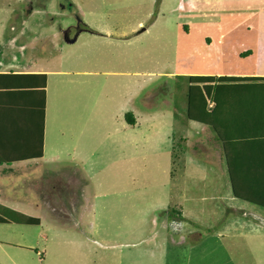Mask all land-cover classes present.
Listing matches in <instances>:
<instances>
[{
	"label": "rangeland",
	"instance_id": "374dc122",
	"mask_svg": "<svg viewBox=\"0 0 264 264\" xmlns=\"http://www.w3.org/2000/svg\"><path fill=\"white\" fill-rule=\"evenodd\" d=\"M192 1L207 7L215 0ZM177 8L179 0H0V36L25 28V39L27 30L42 29L39 34L45 33L48 42L56 46L57 36L60 44L51 55L53 68L62 69L64 57L71 62L82 48L88 73L115 71L97 76L103 85L96 89L104 92L96 105L107 108L93 117L94 131L89 122L80 127L87 117L79 103L97 95L93 77L67 81L72 101L60 107L65 125L53 128L47 155L55 151L65 159L71 154L59 178L85 176L88 201L68 210L86 216L78 222L41 216L38 245L35 236H21L19 228L10 227L14 243L31 245L26 254L36 262L80 264L84 256L87 264H264V143L252 149L240 144L243 138L264 141V80H251V93L239 88L228 104L224 101L222 114L216 112L213 96L194 87L197 80L172 75ZM197 13L207 14L208 8ZM199 33L193 37L195 61L217 53L208 47L209 38L198 44ZM244 51L235 54L240 58ZM225 64L235 65L234 60ZM199 68L214 71L218 64L201 60ZM73 103L79 107L75 114L68 109ZM112 106L119 117L108 112ZM200 113L206 118L192 122ZM58 118L49 114L48 122ZM131 121L139 125L129 126ZM226 137L232 146L224 145ZM226 149L238 158L233 174ZM55 152L47 166L61 165ZM26 172L18 170L17 179L13 173L4 191L15 195ZM232 187L238 188L233 189L238 199L230 195ZM54 229L62 233L53 247L48 242ZM5 232L0 224V234ZM0 264L7 263L0 257Z\"/></svg>",
	"mask_w": 264,
	"mask_h": 264
},
{
	"label": "crops",
	"instance_id": "0c3cea01",
	"mask_svg": "<svg viewBox=\"0 0 264 264\" xmlns=\"http://www.w3.org/2000/svg\"><path fill=\"white\" fill-rule=\"evenodd\" d=\"M226 1L229 2L225 3L224 7L220 0L209 3L207 7H200L199 3L196 4L192 1L199 9L208 8V13L202 14V21L198 22L199 24L184 25L201 26L197 27L203 32L202 42L200 43V39H198V44L206 43L209 38L208 47L217 53L209 55V58L205 57L207 59L195 61L191 54L193 52L191 47L194 48V39L192 38L186 56L180 62L190 65L192 69L190 73L195 74L194 76H214L209 74L217 73V69L201 72L199 68L201 60H205L207 65L217 63L218 66L226 61L234 60V63L236 62L235 64L240 66L232 65L231 70L219 73L233 74V76L250 78L255 81L264 80V0ZM179 9L177 8V11ZM236 12L238 15L234 16ZM0 26L2 25L0 24ZM218 26L226 28V31L222 32L225 41H220L221 47L219 48H217V41L220 39L218 31L220 27ZM42 28L46 30L45 26ZM97 28L99 29L98 25ZM208 28L210 29L207 30ZM24 29L17 33L15 28H11L9 33L13 36H0V42H2V46H0V224L6 229L5 233L0 234V254L2 255L0 257L7 264H45L44 261L36 262L33 257L26 254L30 253L31 245L20 244L17 240L14 243L10 227L19 228L21 236L27 234L35 236L37 240L35 245H38L40 235L37 231V222L41 216L53 214L54 220L63 222H78L85 218L86 212L78 213L68 210V206L81 205L82 202L88 201L86 191L89 184L85 181V176L82 174L76 179L73 178L75 176H70L69 179L66 177L60 179L59 171L67 168L65 164L70 163L71 154L69 157L61 159L53 151L48 156L47 144L51 141L53 128L54 130L58 128V122L65 125L60 107L65 108L72 101V83L67 84L70 77H93L91 89L97 95L92 96L91 99L84 96L79 103L87 117L86 120L84 118L81 121L80 127L84 122H89L91 131H94L91 123L96 120H93V117L97 116V112L102 115L104 109L107 108L104 104L96 105L103 99L104 92V88L96 89L103 85L101 81L98 82L97 76L111 74L115 71L113 69L100 71L94 68L90 69L92 73H88L89 67L85 60L87 55L82 57L84 53L82 48L71 62H68V59L64 57L62 69L53 68L50 64L54 60L51 55L60 46L56 34V46H54L47 41L45 33L39 34L42 29L27 30L30 37L25 39L23 38ZM4 38L6 42L1 41ZM237 46H239V50L236 51ZM225 50L227 51L225 54L233 55L226 56ZM243 50H245L243 57L239 58L235 52L241 53ZM174 52H176V48ZM220 52H222V56L218 55L221 54ZM77 65L79 70H76ZM235 67L237 68L234 71ZM240 68H244L245 71L238 72ZM83 86L87 88V86ZM106 96L111 97V93L107 92ZM68 109L69 113L73 114L79 111V107L75 103ZM114 110L115 108L112 106L108 112H111L112 118L119 117ZM53 113H57L59 118L58 121L52 119L51 125L48 122V116ZM137 125L139 124L137 123ZM126 130L124 129V131ZM53 147H57L56 138L53 139ZM72 151L71 149L70 152L72 153ZM54 152L61 165L47 166ZM8 166L11 167L10 171L2 170ZM18 170L27 171L24 175L25 181L20 182L22 183L20 185L17 180V193L12 195L4 190L12 174L14 173L15 178L17 177ZM77 171L81 172L82 169H77ZM81 197L83 200H80ZM96 198L95 193L94 200ZM155 218V216L152 217L153 220ZM61 233L62 231L54 229L50 236L53 239H50L48 243L54 247L55 238L59 237ZM63 233L66 235L68 232ZM77 246L80 248L79 245ZM39 254L37 253V256ZM76 255L82 256L79 253ZM79 261L80 264H87L84 256L79 258ZM70 263L75 264V261Z\"/></svg>",
	"mask_w": 264,
	"mask_h": 264
},
{
	"label": "trees",
	"instance_id": "16d2710c",
	"mask_svg": "<svg viewBox=\"0 0 264 264\" xmlns=\"http://www.w3.org/2000/svg\"><path fill=\"white\" fill-rule=\"evenodd\" d=\"M222 1V6L224 7V4L229 2L226 0H220ZM221 5V3H220ZM179 10L177 11V39H176V45L174 46V50L176 48L175 52V61H174V72L172 75L174 76H187L190 77V79H195L196 84L194 87L197 89L204 91L206 96L209 97V95L213 96V101L214 104L217 106V109L215 110L216 112L219 111V114L221 115L223 110H220L224 108L225 102L227 104L230 102V96L233 97L235 93L238 92L239 88H245L246 93H251L252 88L248 87V84H254V81H251L250 78H241L238 76H233V74H222L219 72H226L227 70H231L233 68L230 67L228 68L227 65L224 62L222 65H219L217 68V73H214L212 75L214 76H194L195 74H191L190 72L192 71L190 65H185L183 64L182 61L186 54L183 53V48L187 51V48L194 36L195 31H200L199 28L201 26H194V25H184V24H191V23H198L202 21V14L197 13L199 11V8L192 2V0H179ZM238 15L236 12L234 14ZM185 16V17H184ZM197 16H200L197 18ZM199 24V23H198ZM222 24V23H219ZM220 27V26H218ZM186 29H189V31H186ZM208 28L207 30H209ZM219 31V37L220 39L217 41V48L221 47L220 41L223 42L225 41V38L222 35V32L226 31V28H218ZM202 33L200 31V43L202 42ZM215 37V36H214ZM191 49L194 51V48L191 47ZM193 55V53H191ZM240 57H243V54L239 55ZM205 61V60H203ZM210 62H213L210 60ZM189 63V62H185ZM236 63V62H235ZM235 66H240L236 65ZM195 68V67H194ZM237 67H235L234 71L236 70ZM245 71L244 68H240L238 72L243 73ZM219 75V76H217ZM234 75H242V74H234ZM173 77V76H172ZM209 79H219L217 82H212L208 83L207 81H211ZM216 81V80H214ZM202 86V87H201ZM208 89V91H206ZM212 89V91H210ZM202 101H203V93H201ZM233 99L231 100V102ZM205 104V101H204ZM206 105V104H205ZM191 107V106H190ZM204 118H206L205 113H200L197 117H193L191 120L192 122H197V121H202ZM231 117V116H230ZM229 117V118H230ZM188 118H190V115H188ZM221 122H224L221 120ZM205 123V121H204ZM129 126H134L137 125L135 124L134 121H131L130 124L128 123ZM223 143L225 146H232V139L230 138H224ZM258 143H264L263 140L256 139V140H250L247 138H243L240 140V144L243 146L242 149H252L256 144ZM227 152V164H228V172L230 174H233L236 170L237 164H238V158L235 155V153L230 150L226 149ZM261 158L264 159V151L261 152ZM229 179L232 181L231 177L228 175ZM233 189H238L236 187H232V190L230 192V195L233 196V198L238 199L239 195L237 192L233 191ZM214 190V188H213ZM253 205H256L255 203H252ZM262 206V205H260ZM242 220V219H241ZM246 221V220H245ZM243 222V221H242Z\"/></svg>",
	"mask_w": 264,
	"mask_h": 264
}]
</instances>
